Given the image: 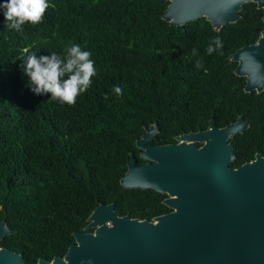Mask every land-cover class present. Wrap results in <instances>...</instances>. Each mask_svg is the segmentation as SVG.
<instances>
[{
    "label": "trees",
    "instance_id": "16d2710c",
    "mask_svg": "<svg viewBox=\"0 0 264 264\" xmlns=\"http://www.w3.org/2000/svg\"><path fill=\"white\" fill-rule=\"evenodd\" d=\"M49 3L42 22L21 31L6 27L0 9V219L14 230L0 246L24 264L64 257L75 233L93 232L88 219L102 204L148 221L172 211L166 194L121 185L132 154L146 163L136 147L145 127L157 123L152 143L168 145L207 130L212 119L224 128L243 116L250 126L230 140L232 167L264 156V92L246 93L232 61L264 31L256 3L220 31L206 18L171 26L163 19L167 0ZM217 37L223 48L209 54ZM73 43L92 53L91 86L74 105L35 94L22 61L32 52L63 54Z\"/></svg>",
    "mask_w": 264,
    "mask_h": 264
},
{
    "label": "water",
    "instance_id": "95a60500",
    "mask_svg": "<svg viewBox=\"0 0 264 264\" xmlns=\"http://www.w3.org/2000/svg\"><path fill=\"white\" fill-rule=\"evenodd\" d=\"M167 1L163 19L171 26L206 18L216 31L236 23L247 3L264 9V0ZM232 61L238 63L235 74L246 78V93L264 92V31ZM249 126L243 116L224 128L212 119L207 130L168 145L152 143L157 123L145 127L136 147L146 163L139 165L132 154L121 185L166 194L163 203L172 211L148 221L102 204L88 219L86 229L93 232L75 233L64 257L38 264H264V156L232 167L230 140ZM12 234L0 219V241ZM0 264H24V257L0 246Z\"/></svg>",
    "mask_w": 264,
    "mask_h": 264
},
{
    "label": "clouds",
    "instance_id": "9594fccd",
    "mask_svg": "<svg viewBox=\"0 0 264 264\" xmlns=\"http://www.w3.org/2000/svg\"><path fill=\"white\" fill-rule=\"evenodd\" d=\"M50 7L54 5L49 0H5L0 4L6 27L15 31H21L26 23H41ZM222 48L223 41L217 37L208 45L207 51L212 54ZM192 53L196 55L197 49L193 48ZM91 57V51L73 43L64 49L63 54L52 52L38 56L32 52L22 61L21 67L35 94H50L51 99L61 104L74 105L77 97L87 91L98 74ZM112 91L117 96L123 94V88L118 85L113 86ZM87 264H91V260Z\"/></svg>",
    "mask_w": 264,
    "mask_h": 264
},
{
    "label": "flooded vegetation",
    "instance_id": "af4514ba",
    "mask_svg": "<svg viewBox=\"0 0 264 264\" xmlns=\"http://www.w3.org/2000/svg\"><path fill=\"white\" fill-rule=\"evenodd\" d=\"M140 153H141V151H140Z\"/></svg>",
    "mask_w": 264,
    "mask_h": 264
},
{
    "label": "built area",
    "instance_id": "2783aa9c",
    "mask_svg": "<svg viewBox=\"0 0 264 264\" xmlns=\"http://www.w3.org/2000/svg\"><path fill=\"white\" fill-rule=\"evenodd\" d=\"M109 225V224H108Z\"/></svg>",
    "mask_w": 264,
    "mask_h": 264
}]
</instances>
